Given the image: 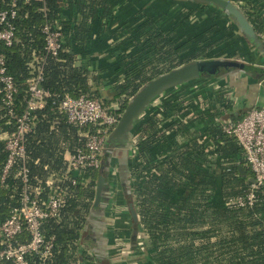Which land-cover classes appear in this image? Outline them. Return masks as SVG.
Here are the masks:
<instances>
[{
  "label": "trees",
  "instance_id": "1",
  "mask_svg": "<svg viewBox=\"0 0 264 264\" xmlns=\"http://www.w3.org/2000/svg\"><path fill=\"white\" fill-rule=\"evenodd\" d=\"M149 1L19 2L13 20L15 40L11 46L0 41V55H4L18 87L13 103L15 112L22 114L28 109L30 82L37 75L40 63L44 73L41 84L51 93L43 107L35 110L33 130L26 141L31 184L41 188V198H47L50 192L46 185L48 177L63 175L65 153L84 146L86 141L60 108L65 94L100 98L105 105L118 102L117 112L122 114L129 99L144 83L184 63L222 56L256 63L257 56L264 57V0H231L243 10L258 38L255 44L248 40L253 50L242 55L237 49L239 39L235 38L233 27L222 25L217 18L192 22L191 13L181 10L169 20L168 15L158 14L162 10L159 4L164 0H155L153 5ZM182 1L187 6L199 3ZM10 3L11 0H0V11L8 9ZM67 9L80 15V19H64ZM48 21L58 22L64 33L63 47L57 57L45 52L43 26ZM106 36L116 37V49L122 48L108 69L115 74L116 94L110 101L102 98L100 90H93L89 68L76 65L78 56L90 54L98 44L106 45ZM90 60L94 58L91 56ZM233 70L223 69L214 76L204 74L185 84L201 79L209 83ZM177 94L151 104L137 121L133 132L136 150L133 147L127 152L120 150L130 170L131 194L127 200L134 203L141 228L135 233L136 252L147 253L150 264H264V189L256 193L253 205L229 204L230 198L251 191L250 178L254 173L237 137L223 129V122L236 123L254 107L225 117L222 110H233L228 100L226 105L209 109L218 111L206 115L217 116L207 130H193L190 124L198 117L204 118L205 113L195 112L200 106L194 105V98L186 103ZM217 97L222 99L220 94ZM5 110L0 84V178L8 158L1 136L14 131ZM111 157L112 152L105 150L102 164L109 165ZM240 165L246 174L241 173ZM216 167L221 169L220 180ZM19 168L20 164L13 168L5 184L0 181L1 221L7 220L12 210L20 206L22 182L14 177ZM98 176L99 170L95 169H86L77 176L78 184L72 186L73 192L60 215L45 223L46 236H54L52 255L42 259L33 253L28 256L30 264H104L103 225L98 224L103 213L92 212ZM117 236L124 234L118 232ZM96 249L100 251L95 252ZM1 264L14 263L4 260Z\"/></svg>",
  "mask_w": 264,
  "mask_h": 264
},
{
  "label": "built area",
  "instance_id": "2",
  "mask_svg": "<svg viewBox=\"0 0 264 264\" xmlns=\"http://www.w3.org/2000/svg\"><path fill=\"white\" fill-rule=\"evenodd\" d=\"M20 1L11 0L9 8L0 11V41L7 46H11L15 40L16 26L13 20L17 17ZM43 33L46 40V55L57 57L65 40L61 25L58 22L48 21L43 26ZM36 58L40 63V59ZM39 66L37 75L30 82L28 109L19 114L13 109L18 87L15 78L8 71L4 55H0L1 92L7 107L5 115L9 118L10 124L14 125L13 132L3 133L8 158L0 181L2 185L5 184L13 168L20 164L14 177L21 179L22 182L20 206L12 210L7 220H0V264L4 260H12L14 264H30L28 256L33 253L39 254L42 259L52 255L54 236H46L45 223L48 219L60 215L68 196L73 192L72 186L78 184V175L86 169L101 168L108 136L121 118V114L117 112L119 105L113 107L105 105L100 98L73 97L65 94L60 108L68 122L79 128L80 136L86 141L84 146L66 154V168L63 175L55 177L51 174L48 177L46 185L50 192L47 198H41L42 190L40 187L32 186L30 170L26 164V141L28 133L33 130L34 112L37 108L43 107L46 99L51 96L50 91L41 84L44 73L41 63ZM223 129L237 137L245 150L246 160L256 180L247 195L230 198L229 204L253 205L257 199L256 193L264 189V106L253 108L236 123L223 122ZM207 142L211 144L209 139ZM134 150H136L135 146ZM113 171L116 173L117 169ZM25 234L26 239L23 238Z\"/></svg>",
  "mask_w": 264,
  "mask_h": 264
},
{
  "label": "crops",
  "instance_id": "3",
  "mask_svg": "<svg viewBox=\"0 0 264 264\" xmlns=\"http://www.w3.org/2000/svg\"><path fill=\"white\" fill-rule=\"evenodd\" d=\"M65 13L64 19H80V15L75 14L70 9H67ZM117 42L116 37L106 36V45L98 44L90 50V54L77 57L81 61L80 65H86L91 71L93 90H100L102 98L108 101L112 100L116 94L113 86L115 74L114 71L110 72L108 69L114 64L117 54L122 49H116ZM91 56L94 58V61L90 60ZM250 64L264 66V63L258 64V62ZM259 75L264 74L256 72L248 73L235 69L230 73L217 76L209 83L206 82V79H201L199 82L193 84V86L185 84L182 88H178L177 95H181L186 103L191 98H194V105L200 106V108L196 107L198 110H195V112H204L205 117H207L206 115L210 111H218L209 109H216L221 105H226L229 100L232 102L233 110L226 109L222 110L221 113L227 117L230 114H239L245 111L243 109L250 106L254 108L264 106V77L260 78ZM219 94L222 99L217 97ZM170 96L168 95L164 99ZM159 102H161V99L160 101L156 99L152 104ZM118 105V102H113L110 106L117 107ZM205 117L196 118L190 124L192 129L205 131L217 120V116L214 115H211L209 118ZM182 119L186 120V117ZM3 136L1 137L3 138ZM119 151L115 149L112 153L109 176L110 198L107 207L104 209L102 219L98 223L103 225L101 243L104 249L101 257L106 258L109 264H150L147 253H138L135 250L134 239L136 238V232L134 231L133 219L128 206L127 194H125L120 180L119 171L124 158L123 154ZM68 152L70 150L65 153V156ZM116 169L117 172L114 173L113 170ZM216 175L220 180V167H216ZM217 187L221 189L220 185H217ZM118 232H121V235L124 234V236H117ZM128 233L130 236H128ZM98 251L100 250H95V252ZM91 253L94 254V251L92 250Z\"/></svg>",
  "mask_w": 264,
  "mask_h": 264
},
{
  "label": "water",
  "instance_id": "4",
  "mask_svg": "<svg viewBox=\"0 0 264 264\" xmlns=\"http://www.w3.org/2000/svg\"><path fill=\"white\" fill-rule=\"evenodd\" d=\"M203 4L214 5L222 10L233 20V22L239 27L241 32L250 40L253 44L258 41L256 32L253 25L244 14L243 10L231 0H192ZM259 50H262L260 45L257 46ZM81 61H76V65H80ZM239 71H245L248 73L256 72L264 74V66L250 64L246 61L234 60L228 58H216V59H196L184 63L178 67H175L169 71H166L151 80L144 83L139 90L129 99L126 107L124 108L121 118L115 128L108 136L106 150L114 152L116 149L127 152L130 145L133 143L134 128L137 121L147 110V108L156 100L159 96L165 93L167 90L177 87L179 85L200 79L204 74L216 75L221 73L223 69L230 71L232 69ZM120 152V151H119ZM242 174H246V170L243 166H239ZM120 180L125 194L130 195L131 189L129 187V166L123 162L119 171ZM110 164H102L99 169V176L97 179L96 196L94 199L92 212L95 214H104V209L108 205L110 198ZM250 181L255 183L254 177L250 178ZM129 210L133 219L134 231L139 232V216L136 207L133 202H128ZM104 264H109V261L103 257Z\"/></svg>",
  "mask_w": 264,
  "mask_h": 264
},
{
  "label": "rangeland",
  "instance_id": "5",
  "mask_svg": "<svg viewBox=\"0 0 264 264\" xmlns=\"http://www.w3.org/2000/svg\"><path fill=\"white\" fill-rule=\"evenodd\" d=\"M155 0H150L149 4H154ZM201 3L198 4H191L192 6H187L184 4V1L180 0V1H176V0H164L162 2H160L159 6H160V10L158 14L161 13V16L164 15H168V18L170 20L171 15L176 14L177 12H179V10H181V12L185 11V12H190L191 13V21L192 22H201V21H208L209 19H213V18H217L218 21H220V23L223 25H229L230 27H233L235 29V38L239 39V43L237 46V49L240 50L241 54H244L245 52H250L253 50V48L250 46L249 42H248V38L241 32V30L239 29V27L233 22V20L226 15L223 11L219 10L216 7H213L212 5H200ZM193 7V8H191ZM183 8V9H182ZM243 43V44H242ZM223 58H227V56H222ZM229 59V58H228ZM234 60H241L244 61L243 58H231ZM259 63H264V57L262 58L261 56L258 59L257 56V60ZM236 74V73H235ZM193 84L195 83H189L187 86H193ZM184 85L182 86H177L174 87V89H171L170 91H166L165 93H163L157 100L160 101V99H164V97L171 95V94H177L178 93V88H182ZM134 141L135 139L133 138V146L132 144L130 146L133 147V151H134ZM135 156V155H134ZM134 158V157H133ZM141 228H139L140 231Z\"/></svg>",
  "mask_w": 264,
  "mask_h": 264
}]
</instances>
